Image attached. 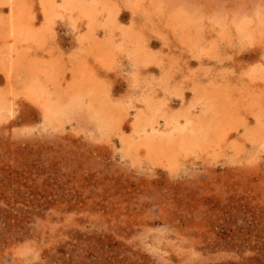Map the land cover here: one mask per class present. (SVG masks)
I'll use <instances>...</instances> for the list:
<instances>
[{"label": "rangeland", "instance_id": "rangeland-1", "mask_svg": "<svg viewBox=\"0 0 264 264\" xmlns=\"http://www.w3.org/2000/svg\"><path fill=\"white\" fill-rule=\"evenodd\" d=\"M10 1L0 63L9 22L44 39L0 64V264H264V0H102L93 33L58 6L46 32L39 0ZM32 80L67 105L57 120ZM152 111L219 117L202 144L148 154Z\"/></svg>", "mask_w": 264, "mask_h": 264}, {"label": "bare ground", "instance_id": "bare-ground-1", "mask_svg": "<svg viewBox=\"0 0 264 264\" xmlns=\"http://www.w3.org/2000/svg\"><path fill=\"white\" fill-rule=\"evenodd\" d=\"M10 1V0H9ZM8 0H2V2H9ZM14 1V0H13ZM61 2H59V4L57 3L58 2V0H39L38 2V4L41 6V10H42V13H43V15H44V19H45V21H47V25H46V27H45V30H46V32L48 31H50V28H51V26H50V28H48L49 27V25H50V23L51 24H53L52 22H50V21H52L53 20V18H54V12H56V13H58L59 15H60V13H59V11L57 12V9L55 8V7H57L58 6V10H59V7H62L64 10H66V11H68V10H71V11H77V15L78 16H83L84 18H86L87 19V25H88V28H89V33H93V28L95 27V26H93L94 24H95V21L98 23V24H100L99 23V21H101L100 20V16L98 17V11H100V10H104V8H105V4H103V6L101 7V8H99L97 5H96V3L95 2H101V3H103L102 2V0H90V1H84V0H60ZM11 2V1H10ZM9 2V3H10ZM56 4H58V5H56ZM14 6V5H13ZM15 8H16V6H14ZM19 8L17 7V12L19 11L18 10ZM61 9V8H60ZM56 10V11H55ZM22 11L24 12V13H26V11H24V9H22ZM62 11V10H61ZM60 11V12H61ZM13 12H14V10H13ZM16 12V13H17ZM15 13V14H16ZM28 13V12H27ZM18 14V13H17ZM19 14L21 15L22 13H21V10L19 11ZM18 14V15H19ZM57 14V16H59ZM66 14V13H65ZM68 14V13H67ZM23 15H25V14H23ZM27 15V14H26ZM29 17H30V15H28ZM14 18H17L16 17V15H15V17ZM22 18H23V16H22ZM24 18H25V16H24ZM56 18V17H55ZM28 19V18H27ZM20 20V19H19ZM18 20V21H19ZM26 20V19H25ZM15 21V20H14ZM21 21V20H20ZM19 21V22H20ZM22 21H24V20H22ZM35 21V20H34ZM55 21V20H54ZM9 22V21H8ZM50 22V23H49ZM23 23V22H22ZM31 23V22H30ZM49 23V24H48ZM242 23V22H241ZM8 25H10V27H8L9 28V30H8V33H7V35L8 36H3V38H1V41L3 40L4 41V43L6 44V43H10V41H13L14 40V44H12L11 46H10V49L6 52L7 54H8V56H6V55H4V61L2 60L1 61V65H2V67L6 70V68L8 69L7 71L9 72V74H10V72L12 71V70H17L18 69V65L19 64H22L21 63V60H20V56H17L16 55V51L18 50L16 47H17V43H20L19 42V40H21V41H24V42H26V41H29L30 42V40L32 41V40H35L36 38H40L41 40L42 39H44V37H43V35L42 34H44V32H42V31H40V30H33L32 31V29H30V28H28L27 27V29H29V30H18V28H19V26L17 25V24H15L14 22H9V24ZM20 25H22V24H20ZM25 25V24H24ZM31 25V24H30ZM33 25V24H32ZM31 25V26H32ZM97 25V24H96ZM26 26V25H25ZM24 26V28H26ZM238 26V25H237ZM237 28H239V30L241 29L242 31H241V33H244L245 35V37H250V32L248 31V29H247V27H246V24H245V22H244V24L242 23L241 25H240V27H237ZM22 29H23V26H22ZM52 29V28H51ZM6 32H7V29H6ZM36 41V40H35ZM1 43V42H0ZM27 43V42H26ZM21 44L22 43H20V46H21ZM28 45H29V43H27ZM4 45V44H3ZM2 45V46H3ZM8 45V44H7ZM7 45H6V47H7ZM25 46V45H24ZM5 47V48H6ZM26 47V46H25ZM28 47V46H27ZM1 48V47H0ZM3 49V48H2ZM12 53H13V55H12ZM14 53H15V55H16V59L14 58L15 56H14ZM107 53L108 54H105V58H104V60L106 61V60H108L109 59V57H110V49H109V47H107ZM23 54V53H22ZM21 55V54H20ZM12 56V57H11ZM11 57V58H10ZM9 58H10V60H9ZM15 59V60H14ZM104 61V62H105ZM17 63V64H16ZM0 65V66H1ZM32 67V69H30L31 71H30V74H31V77L32 78H34V77H36V76H39V74L40 73H42L43 75H47V71L45 70V68H42V69H40L39 71L40 72H37V66H31ZM11 70V71H10ZM34 77H33V76ZM63 75H65V74H63ZM9 77V76H8ZM11 77V76H10ZM65 78V77H64ZM35 79V78H34ZM67 79V78H66ZM83 80H85V77L84 78H82V79H80L79 80V82H82ZM69 81V80H68ZM38 83L39 82H37V81H34V80H32V83H31V85H33L32 87H31V89H30V87H29V91L30 90H32V88L34 87L36 90H37V94H38V98H41L42 99V101H43V108H44V116H45V120H48L47 122H49V121H53V120H55L56 118V116H58V115H62V113H63V110H65V109H67L68 107H67V105L66 106H63V105H61V104H56L55 102L54 103H51L52 101H51V97H52V95L53 94H51V92H46L47 90H46V88H47V84H45L44 82L41 84V85H38ZM78 83V82H77ZM29 85V84H28ZM80 85H81V83H80ZM83 87V86H82ZM84 89V88H83ZM82 89V90H83ZM90 89V88H89ZM74 90H76V89H74ZM79 90H81V89H79ZM85 90V89H84ZM43 91H45L47 94L45 95V97L43 98L42 97V94H43ZM33 92L36 94V92H35V90L33 89ZM32 92V93H33ZM77 93V95L75 96V99L74 98H72L73 100H71L70 99V101L68 102V105H71L72 104V102L73 101H75V103L77 102L76 100H77V98H80V95H81V93H78V92H76ZM6 94L5 93H1L0 92V111L1 110H3V109H5V107L7 106H9L8 104H9V100H8V98H6V96H5ZM58 95V94H57ZM61 95V94H60ZM90 101H92V100H90ZM154 105V104H153ZM100 107V106H99ZM101 107H102V105H101ZM154 107V106H153ZM104 109H105V111H103L102 112V114L104 113V115H107V118L108 119H111V117L109 118L108 116H110V114H111V116L113 117V118H115L112 114L113 113H110V112H112L111 110L109 111V108L107 109L106 107H103ZM10 109V108H9ZM114 109V108H113ZM158 109H160V106H159V108ZM216 109V108H215ZM115 110V109H114ZM114 110H113V112H114ZM156 110H157V108H156ZM212 111H214V109L212 110ZM66 112V111H65ZM153 113L151 114V112L150 113H148L149 115H147V116H140V118H139V121H141L142 119H143V123H145V122H147V123H145L143 126H141L140 128H142L140 131H142V132H144L143 134H144V139L143 140H146V139H148V138H151L150 140H146L147 141V143L145 144V147H147V153L148 154H150V153H157V152H160V153H165V151L167 150L168 151V153L170 154V153H173V155L175 156L176 155V153L179 151V150H189V149H192L194 146H196V145H199V144H202L203 142H204V140H205V138H206V136H207V134L209 133V132H211V131H213L214 129H215V119H218V117L219 116H216V115H214L213 116V114H212V116H211V118L209 119V118H193L192 116H191V113L190 112H182V113H169V114H166V112H165V114H163V115H159V114H156V112L157 111H152ZM218 112V111H217ZM8 113V112H7ZM105 113H107V114H105ZM118 113V112H117ZM157 113H159V112H157ZM216 113V112H215ZM124 114V113H123ZM138 115V114H137ZM140 115V114H139ZM120 116V115H119ZM103 117H105V116H103ZM137 117V116H136ZM106 118V117H105ZM160 118H162V119H164L165 121V125H167L168 126V128L169 129H171L170 130V132L169 133H167V134H163V132H162V134L160 133V131L158 132V130H160L159 128V125H160ZM57 120V119H56ZM101 120H102V117H101ZM105 120V119H104ZM112 120V119H111ZM118 119L117 118H115L114 120H112V121H117ZM136 121L138 120V117H137V119H135ZM181 120H183V123L181 122ZM106 121V120H105ZM105 121H104V123H105ZM112 121L110 122V123H112ZM138 121V122H139ZM106 122H108V121H106ZM102 123V122H101ZM117 124V123H116ZM115 124V125H116ZM118 124H119V121H118ZM139 124H141L140 122H139ZM134 125V124H133ZM136 125H138V123L136 124ZM105 126V125H104ZM108 126H112V125H108ZM106 127V126H105ZM119 127H120V125H119ZM136 127H138L137 128V130L139 129V126H135V129H136ZM151 128L149 131H147V128ZM162 129H164L165 130V128H164V126H163V128ZM158 132V133H157ZM136 133H138V132H136ZM138 134H141L142 135V133H138ZM156 136H158L159 137V139H157L156 138ZM146 138V139H145ZM140 139V138H139ZM155 139V141H152V140H154ZM263 141V140H262ZM132 143H136V142H132ZM140 143H144V141H142V142H140ZM140 143H139V145H140ZM260 143H262V142H260ZM137 145V143L136 144H134V145H131V146H136ZM142 145V144H141ZM262 145V144H261ZM259 146V145H258ZM138 147V146H137ZM137 147H135V148H137ZM141 147V146H140ZM144 147V146H143ZM255 147V146H254ZM253 147V148H254ZM142 148V147H141ZM257 149V145H256V147H255V150ZM143 150V149H142ZM144 151H145V148H144ZM258 151H256V153H257ZM252 153V152H251ZM253 153H255L254 151H253ZM257 155V154H256ZM253 156V155H252Z\"/></svg>", "mask_w": 264, "mask_h": 264}]
</instances>
